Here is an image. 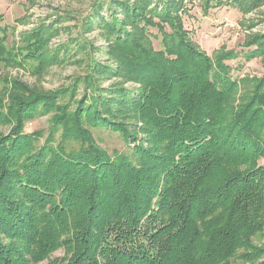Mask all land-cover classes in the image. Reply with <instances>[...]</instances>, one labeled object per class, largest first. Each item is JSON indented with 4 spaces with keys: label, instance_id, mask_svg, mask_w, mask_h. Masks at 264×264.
<instances>
[{
    "label": "trees",
    "instance_id": "16d2710c",
    "mask_svg": "<svg viewBox=\"0 0 264 264\" xmlns=\"http://www.w3.org/2000/svg\"><path fill=\"white\" fill-rule=\"evenodd\" d=\"M201 1L205 16L264 3ZM190 5L97 0L83 26L104 31L115 67L93 63L85 79L49 94L10 86L0 105L10 127L0 133V264H41L59 248L56 264H264V243L254 242L264 233V75L242 80L228 64L235 52H203L183 24ZM57 35L43 25L20 52L5 36L0 62L65 60L70 47L48 50ZM244 47L247 62L264 57V33ZM103 73L137 86L103 88ZM245 81L252 87L236 105ZM47 114L46 130L25 131ZM101 132L117 135L121 150H105Z\"/></svg>",
    "mask_w": 264,
    "mask_h": 264
},
{
    "label": "rangeland",
    "instance_id": "374dc122",
    "mask_svg": "<svg viewBox=\"0 0 264 264\" xmlns=\"http://www.w3.org/2000/svg\"><path fill=\"white\" fill-rule=\"evenodd\" d=\"M104 1V0H103ZM97 0H0V28L8 29L0 31V39L5 40L7 49L17 48L21 51L22 38L27 33L45 25L49 28L59 29V35L54 36L49 45V51H55L62 45L70 47V52L65 60L60 59L57 63L39 68L36 62L26 66L16 63L8 64L0 62V105L7 109L8 96L13 92L10 86L15 83L23 87L21 91L25 95L32 93H53L66 90L76 85L81 79H85L91 72L93 63L105 64L115 67V63L106 54L109 40L103 34L99 25L86 31L83 23L90 15ZM101 4H104L101 2ZM194 6L190 5V13L182 16L183 24L192 34L194 41L203 52L210 57L221 51H233L238 58L229 61L233 67V74L242 80L247 78H261L264 75V57L247 62L242 56L244 45L252 34L264 33V3L258 7L244 11L239 7L214 6L208 10L207 16L202 11L203 1L193 0ZM107 8V7H106ZM105 12V11H104ZM103 12V14H104ZM156 33V30H153ZM78 41L87 46L86 51H79L74 44ZM157 50L160 44L154 41ZM65 55L61 52L60 57ZM242 66L241 70L237 67ZM101 68V71L104 69ZM115 69V68H114ZM98 83L103 88L121 83L126 88L137 86L133 80L115 77L114 75L101 74ZM253 83L241 82L238 92L235 93L236 105L240 104L244 95L251 89ZM78 98L84 93V85L79 84ZM51 114L42 115L26 125L25 131L33 133L46 130L49 125ZM10 127L0 123V133L7 134ZM99 144L110 153L113 150H121V142L117 135L106 132L96 133ZM264 164V161H262ZM255 244L264 243V233L254 239ZM63 248L55 250L48 260L41 264H56L57 260L63 259ZM237 264H243L238 262Z\"/></svg>",
    "mask_w": 264,
    "mask_h": 264
}]
</instances>
